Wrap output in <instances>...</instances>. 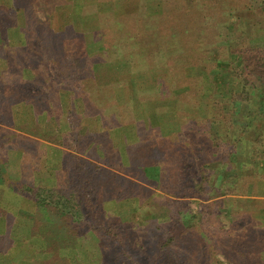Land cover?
<instances>
[{
    "label": "trees",
    "instance_id": "trees-1",
    "mask_svg": "<svg viewBox=\"0 0 264 264\" xmlns=\"http://www.w3.org/2000/svg\"><path fill=\"white\" fill-rule=\"evenodd\" d=\"M134 6L138 10H125ZM259 29L264 30V0H0V125L11 135L8 153L0 159V264H83L86 249L80 255L75 251L78 257L70 249L87 242L89 254L97 251V264H198L199 258L204 264H264V222L257 217L264 220L260 186L254 187L258 198L240 210L243 202L236 195L245 191L225 188L222 181L230 174L209 167L214 161L227 163L223 156L228 163L239 156L238 149L228 152L229 142L244 144V152L251 146L250 161L260 153L263 157L264 32L259 38ZM143 70L152 72L149 87L159 99H175L180 110L209 102L210 111H180L181 128L171 137H178L174 143L183 150L185 166L189 156V165L206 167L194 180L184 181L185 170L178 182L168 179L169 184H194L188 189L192 194L165 201L159 208L165 217L138 228L117 216L121 210L138 211L131 205L107 217L98 184L102 156L82 155L89 144L98 150L105 133L99 140L81 133L83 113H70L65 101L76 88L84 93L86 84L97 87L116 73L120 80ZM20 105L33 112L36 123L16 122ZM44 118L49 122L42 126ZM30 142L54 148L52 143L62 151L61 163L49 164L42 154L24 155L23 145L32 147ZM24 157L28 167L24 170L22 163L18 175L13 158L23 162ZM43 169L53 174L55 184L35 183L33 174H45ZM23 197L33 211L17 206L14 200ZM192 203L203 205V211H194ZM214 208L222 222L211 215ZM139 213H148L141 203ZM232 218L241 222L226 226ZM16 225L28 229L27 239L36 244L17 240ZM150 228L152 245L146 238Z\"/></svg>",
    "mask_w": 264,
    "mask_h": 264
},
{
    "label": "rangeland",
    "instance_id": "rangeland-1",
    "mask_svg": "<svg viewBox=\"0 0 264 264\" xmlns=\"http://www.w3.org/2000/svg\"><path fill=\"white\" fill-rule=\"evenodd\" d=\"M151 7V6H150ZM148 7L149 11L151 12L152 9ZM125 9L128 11H136L138 10L137 6L134 7H126ZM259 13V12H258ZM259 15V14H258ZM70 24L74 22V20L69 21ZM246 22V21H245ZM246 30L252 29L249 28L248 24L246 23ZM261 31V32H260ZM260 37L263 36L264 30L259 29ZM251 34V33H250ZM152 72L150 71H137L135 74H133V77L128 78V83H124L122 85L117 86H123L126 87L128 85L129 87V99L128 102H123L121 100H116L115 93L112 92L113 87L111 88H105L103 93H100V89L98 87L92 85L86 84L87 88L83 86V89L85 92L83 93L80 91L79 88L74 89V91H71L68 93V98L65 101V108L66 110H70V113L73 112L75 115L81 116L80 118L85 117H92L93 113L96 114L99 111V114L97 119L102 118L104 126H102L104 136L100 139L99 147L104 151V155L100 157V166L103 168L101 170L100 174V182L98 184H101L100 188V195L101 200H106V215L107 217H112L114 214H116L117 210H121V208H126L128 205H131L130 208L136 207L138 208V211L131 214L130 211L121 210L119 214H117L118 217H121L122 220H124L128 227H130L131 223H134L138 228L139 225H145V224H151L154 218L159 219L158 221H161L165 216L163 213H161V210L159 209L161 205H164L165 201L169 200H176V199H183L184 192L187 193V195L190 196L192 194V191L189 192L188 189L192 188L194 184H169L168 179H170L175 183L178 182L180 179L184 176V170L186 171V179L187 180H194L196 177H201V171L199 168H206L203 165L200 166H193L189 165L187 159H189L187 156L186 158V166L184 161V155L183 150L179 151V147L174 143V140L177 138H173L171 141V137L175 136L174 133H177L179 129V125L172 124V121H179L178 120V114L180 111L183 113L188 112L190 113H202L208 114L210 111L207 109L206 102H200L198 103L200 106L198 108L201 109H190L187 107H183L182 109H177L179 106V103L175 99H171V97H163L160 98L155 95L154 90L150 85V81L148 80L151 77ZM159 74V73H158ZM157 75V74H156ZM117 77L112 76L109 77L110 81H113ZM157 79V77H155ZM221 80V77H219ZM130 82V83H129ZM140 82V87L138 83ZM155 80H153L152 83H154ZM88 83V82H87ZM127 84V85H126ZM144 84H146L147 87H144ZM236 84L233 86L234 89L236 88ZM107 90V91H106ZM89 93V94H88ZM122 97L126 96L127 94L120 93ZM124 95V96H123ZM157 97V98H155ZM153 99V100H151ZM167 100V101H162ZM64 104V105H65ZM204 104H206L204 106ZM62 105V104H61ZM27 106L20 105L19 107H16V117L14 118L16 122L19 125H26V124H34L36 123V118L33 112H29L30 110H25L23 108H26ZM179 108V107H178ZM65 110V111H66ZM20 114V115H19ZM19 115V117H18ZM243 119V118H241ZM36 120V121H35ZM155 120L158 121V124H155ZM169 120V122H168ZM172 120V121H171ZM258 122V119L256 120ZM48 120H41V125H47ZM91 126H95L96 124H93L97 121L90 120ZM162 122H166V124H161ZM181 121H179L180 123ZM45 123V124H44ZM181 124V123H180ZM98 127V126H97ZM46 128V127H45ZM51 129V128H49ZM173 132L172 130H175ZM48 130V129H46ZM53 131V129H51ZM102 130V129H101ZM160 130V131H159ZM45 131V129H43ZM56 131V130H55ZM99 131V130H98ZM92 133V138H95L96 140H99L98 133ZM100 132V131H99ZM73 133V132H72ZM84 133V130L82 129V132ZM26 136H29L25 131L22 133ZM58 136L60 137V133L58 131ZM50 136V135H48ZM69 136V135H68ZM9 137L11 135L8 134V132L5 131V129L2 128L0 125V159L4 157L5 153H8V149L6 148L11 141L9 140ZM51 137V136H50ZM170 137V139H169ZM28 138V137H27ZM39 142H47L45 138L42 136H38ZM55 139V138H54ZM111 139H113V142H111ZM181 139L183 140V134H181ZM190 140V137L188 138ZM191 141V140H190ZM195 141V140H194ZM192 142V141H191ZM20 143V142H19ZM31 143V142H30ZM64 146H66L65 139L63 140ZM246 143V142H245ZM21 144V143H20ZM46 144V143H45ZM41 146H35V143L32 142L31 146L23 145V153L34 155L36 153L37 155H46L47 159L52 165H58L62 161V151L58 148H55V146L51 144H48L54 148H46V145ZM22 145V144H21ZM170 145V147H169ZM204 145V142H203ZM243 147H242V146ZM45 146V147H44ZM245 145L239 143L237 147L234 146V142H229L228 152L229 153H236L237 149L240 151L241 154L239 156H233L230 158V163H228V157L223 156L224 160H226L227 163L223 164V161L221 163L214 161L211 162L213 166H209L210 168L214 169L215 172H221L226 171L230 174V179L223 180V186L226 188H236L240 190V187L242 190L245 191V193H238V198L241 200V209L247 210L248 207L251 205L245 204V202H248V200H255L258 198L256 196V192L259 191L262 194H264V155L261 156V153L259 156H254L252 158L251 163H248L250 161L249 156L248 157H242L244 154V148ZM251 148V146H249ZM249 147L245 150L247 153H249ZM7 149L4 151V149ZM256 149V147H254ZM182 149V148H181ZM257 150V149H256ZM195 151V150H194ZM5 152V153H3ZM15 150L9 149V153L13 154L15 153ZM253 152V151H252ZM4 154V155H3ZM197 152L191 153L192 156H196ZM22 155V154H21ZM21 157V156H20ZM192 159V158H191ZM23 162H19L13 158V161L16 165V174L18 173V168L23 163V169L25 170L26 167H28L27 164V158H22ZM263 160V161H262ZM255 162L256 164H253L252 162ZM257 161V162H256ZM49 163V164H50ZM115 164L114 167L113 166ZM119 165V166H117ZM51 165H49V168ZM47 169H43L42 172H45ZM132 170V171H131ZM207 171V170H206ZM249 172V173H247ZM156 173V178L150 179L149 176ZM106 174L109 175V178H106ZM36 177L40 176H47L43 179H50V172L47 174H42L37 172V174H33ZM31 173V176H33ZM201 181V180H199ZM37 184V183H36ZM41 184H44L42 182ZM46 184H48L46 182ZM179 185H184V189L181 187V190H179ZM198 185V184H197ZM203 185V184H199ZM219 184L216 186L218 187ZM260 186V188L257 191H254V187ZM238 187V188H237ZM263 188V189H262ZM183 189V190H182ZM185 190V191H184ZM120 193V194H119ZM132 194L135 197H132ZM138 195V196H137ZM139 200V201H138ZM188 200V199H186ZM18 205V207L23 209L32 210L33 205L31 202L24 198L19 200H14ZM197 202H200L196 199ZM238 201V200H237ZM2 202V200H1ZM195 202V201H193ZM139 203L146 206L148 213L145 215H142L139 213ZM164 203V204H162ZM232 206V205H231ZM192 209L197 212L203 211V205L192 203ZM156 209L154 215L149 214L152 209ZM237 209V208H236ZM240 210L237 209L236 213H240ZM33 211V210H32ZM239 211V212H238ZM226 212V211H225ZM227 212H230L229 209H227ZM216 219H219V211L218 208L212 209V214ZM155 216V217H154ZM240 216V215H239ZM258 217V221L261 220V223L264 222V220L260 217ZM264 218V216L262 215ZM238 218V216H237ZM241 218V216H240ZM238 221L241 222L240 219H230L227 220L226 226H230L229 224L232 223V221ZM222 222V221H220ZM18 223V222H17ZM16 223V224H17ZM237 223V222H236ZM258 223L259 225L261 224ZM264 225V224H263ZM19 232L15 233L16 239L19 241L26 240L28 245L36 244L35 239L34 242L31 239H27L28 237V229L21 228V226L16 225ZM153 229V227H152ZM148 230L147 237L148 243L150 244V241H154V233H152L150 230ZM57 231V229H54ZM14 234V235H15ZM39 240V239H38ZM88 243L87 245H82L79 243L76 245L73 249L71 248V253L78 257L76 253L80 255V252H83V248L86 249L87 255L89 257L84 258L81 257L83 260V264H97L96 256H98L97 251L94 252L90 249V254L88 252ZM151 243L150 245H152ZM81 246V247H80ZM83 247V248H82ZM69 251V250H68ZM67 253V252H66ZM69 254L72 257V254ZM28 256H32L31 251L26 253ZM65 254V253H64ZM96 255V256H95ZM15 256V255H14ZM100 256L102 257V254L100 253ZM218 257L224 261V258L222 255H218ZM89 258V262H88ZM198 264H204V261L199 258Z\"/></svg>",
    "mask_w": 264,
    "mask_h": 264
},
{
    "label": "crops",
    "instance_id": "crops-1",
    "mask_svg": "<svg viewBox=\"0 0 264 264\" xmlns=\"http://www.w3.org/2000/svg\"><path fill=\"white\" fill-rule=\"evenodd\" d=\"M70 24V23H69ZM118 75H119V73H116V74H114V76L115 77H118ZM125 76V75H124ZM120 77L121 79L120 80H117V79H114L113 81H108V82H110V83H107V84H102V85H98L97 87H98V89H100V93H103L105 90V88L107 87V88H111V87H113V89H112V92H114L116 95H115V99L116 100H121V101H123V102H128V99L130 98L129 97V87H128V85L126 86V87H123V86H117V85H122V84H124L125 82L126 83H128V78H130V77H128L127 78V74H126V77ZM133 76V75H132ZM96 77H97V79L100 81V79L102 78L101 77V75H100V73H96ZM130 83V82H129ZM107 91V90H106ZM120 93H124V94H127L126 96H124V97H122L121 95H120ZM151 100H153V99H151ZM162 101H167V100H162ZM95 119H97V118H93V119H91V118H83L82 119V123H83V126H82V129L84 130V133H95V132H97L98 130L101 132L104 128H102V126H101V124H100V120L99 119H101V118H98L97 120H98V122H95V123H93V124H96L95 126H91V122H90V120H95ZM97 120H95V121H97ZM156 122H155V124L157 125L158 124V121L157 120H155ZM172 121V120H171ZM168 122H169V120H168ZM161 124H166V122H162ZM172 124H177V125H179L180 123H179V121H177V120H175V121H172ZM98 126V127H97ZM102 129V130H101ZM98 131V133H96V134H99L100 132ZM160 131V130H159ZM173 132H175L176 131V129L175 130H172ZM93 144H89V146L87 147V149L82 153V155L83 156H87V157H91V156H94V157H99V156H103L104 155V151H102V149L101 148H99V149H101V150H94L93 148ZM90 151H92L93 153H91ZM241 154V153H240ZM243 156L242 157H248L249 155H248V153L246 152H243ZM263 155H264V152H263ZM49 161V160H48ZM48 163H50V162H48ZM48 163H47V165H48ZM248 163H251V161H248ZM253 163V162H252ZM15 170V169H14ZM17 172H19L20 174L22 173V168H21V166L18 168V171ZM45 174H47V171H45L44 172ZM49 173V172H48ZM43 174V173H42ZM50 179H43V178H46L47 176H40V178H38V177H36L35 176V183H38V182H43V181H45V182H47L48 184H55V178H54V176H53V174L52 173H50Z\"/></svg>",
    "mask_w": 264,
    "mask_h": 264
}]
</instances>
